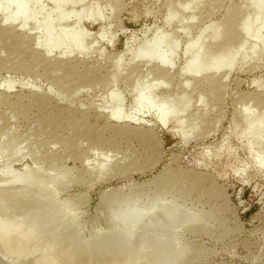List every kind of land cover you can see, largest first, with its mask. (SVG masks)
Masks as SVG:
<instances>
[{"label":"rangeland","instance_id":"obj_1","mask_svg":"<svg viewBox=\"0 0 264 264\" xmlns=\"http://www.w3.org/2000/svg\"><path fill=\"white\" fill-rule=\"evenodd\" d=\"M259 1L84 0L57 13L31 1L39 23L70 17L57 35H84L81 49L50 51L40 24L0 12V252L13 264H264ZM159 39L169 66L148 55Z\"/></svg>","mask_w":264,"mask_h":264},{"label":"bare ground","instance_id":"obj_2","mask_svg":"<svg viewBox=\"0 0 264 264\" xmlns=\"http://www.w3.org/2000/svg\"><path fill=\"white\" fill-rule=\"evenodd\" d=\"M31 1L34 2L35 5H39L41 0H14V1L13 0H6L4 2L2 1V2H0V12L6 13L9 10H11V8H12L13 12L8 15L9 17H8L7 21L8 20H12V21L14 20L15 21V20L20 19V20H22L23 27H26L31 22H35L36 25L40 24V26L44 30L45 39H46L45 47L47 48L48 51L55 49V48H59L65 44H68V46L70 48H74V49L80 48L81 49L83 39H84V35L82 34V32H77L73 35H67L65 33H60V35L59 34L57 35V33H55L56 25L68 21L70 18L69 16H64L63 14H61V15L58 14L57 18L54 19L52 17V14H53V12H52L51 14L46 15L45 18H43V20L41 21V23H39L37 18H38V15L41 14L42 12L41 11L40 12L32 11L29 7L30 6L29 3ZM50 1L56 6V10L54 11L56 13L58 11H60V8L63 6H66L69 4L80 5V4H83V2H84V0H50ZM260 1L257 4L258 10H259V16H258L256 22H259L260 20H262L260 17H262V14L264 13V9H263L264 8V1L262 3ZM31 7H32V5H31ZM81 20H82V18L80 16H78L77 21H76L77 25L81 22ZM249 20L247 22H250ZM245 31H246L247 35L253 34L254 38L259 39L260 30L253 29L252 23H251V25L248 23V25L245 28ZM161 40L162 39H159V42L155 41L156 42V44L154 43L155 45L152 44V46H151L152 50L150 51V49H148L149 50L148 55L149 56H157L159 63L163 66H167L168 65V57L163 52H160V50H159L160 44H163ZM197 54H199V52ZM236 56H237L236 54H232L229 56H225V55L218 56V58H216V62H215V69L221 70L226 65L231 63L235 59ZM198 59H199V57L197 55V57L189 65L190 69L194 68L198 65ZM115 100H116V98H115ZM115 102H117V101H115ZM250 117L251 116L249 114L245 115L246 119L250 118ZM113 118L119 119L116 114L113 115Z\"/></svg>","mask_w":264,"mask_h":264},{"label":"water","instance_id":"obj_3","mask_svg":"<svg viewBox=\"0 0 264 264\" xmlns=\"http://www.w3.org/2000/svg\"><path fill=\"white\" fill-rule=\"evenodd\" d=\"M0 264H13L4 254L0 252Z\"/></svg>","mask_w":264,"mask_h":264}]
</instances>
